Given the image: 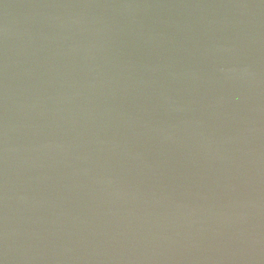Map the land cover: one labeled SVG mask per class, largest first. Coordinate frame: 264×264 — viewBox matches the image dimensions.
I'll return each mask as SVG.
<instances>
[{"label":"water","instance_id":"obj_1","mask_svg":"<svg viewBox=\"0 0 264 264\" xmlns=\"http://www.w3.org/2000/svg\"><path fill=\"white\" fill-rule=\"evenodd\" d=\"M0 264H264V0H0Z\"/></svg>","mask_w":264,"mask_h":264}]
</instances>
